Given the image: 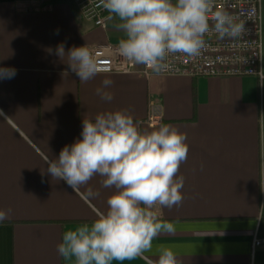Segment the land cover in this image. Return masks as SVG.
I'll list each match as a JSON object with an SVG mask.
<instances>
[{"label": "crops", "instance_id": "obj_1", "mask_svg": "<svg viewBox=\"0 0 264 264\" xmlns=\"http://www.w3.org/2000/svg\"><path fill=\"white\" fill-rule=\"evenodd\" d=\"M262 76L152 75L140 71L98 73L82 83L70 71L73 47L116 44L124 33L112 19L106 28L83 18L75 0H0V264H66L57 244L69 225L90 223L106 211L114 189L102 177L73 191L46 172L44 156H59L82 139V121L100 112L128 109L142 129L169 123L187 134L188 158L181 205L155 210L172 231H162L144 253L157 259L160 246L172 247L180 264H264V0ZM113 99L96 89L104 79ZM158 122L152 123L153 114ZM203 165V170L201 166ZM99 195L87 198V189ZM112 264H147L137 257Z\"/></svg>", "mask_w": 264, "mask_h": 264}, {"label": "clouds", "instance_id": "obj_2", "mask_svg": "<svg viewBox=\"0 0 264 264\" xmlns=\"http://www.w3.org/2000/svg\"><path fill=\"white\" fill-rule=\"evenodd\" d=\"M101 4L109 13L107 19H118L117 27L125 34L117 43L118 54L156 74L167 69L170 55L198 56L210 31L221 39L245 31L238 16L224 9L213 11L214 0H101ZM56 54L61 58L67 54L70 71L82 83L98 74L99 62L87 46L65 53L60 44ZM15 74L14 68H0V79ZM112 83L106 78L96 89L102 100L113 99L107 91ZM0 116L8 119L2 110ZM82 124V139L65 145L55 159L44 156L46 172L76 193L96 176L103 178L102 187L114 191L106 211L94 209L96 219L65 228L56 246L59 256L66 264H112L137 257L147 264H180L167 245L160 246L155 260L144 253L162 231H172V224L155 209H171L184 200L185 180L178 173L188 158L187 134L164 122L142 129L128 109L100 112L84 118ZM98 195L88 188L85 199ZM10 212L0 210V221Z\"/></svg>", "mask_w": 264, "mask_h": 264}, {"label": "built area", "instance_id": "obj_3", "mask_svg": "<svg viewBox=\"0 0 264 264\" xmlns=\"http://www.w3.org/2000/svg\"><path fill=\"white\" fill-rule=\"evenodd\" d=\"M83 18L97 27L106 28L111 20L109 13L103 8L101 0H75ZM214 9L238 16L244 22L245 31L236 38H219L210 31L205 35L206 47L196 57L182 54L170 55L166 61L168 67L160 74L143 66L140 71L146 77L152 75L186 76L191 78L212 76H262V24L260 0H214ZM209 25H212L210 14ZM116 44H98L88 47L98 60V73H133L138 65L122 58ZM152 123L158 122L154 111L150 118ZM264 248V239L255 237L252 242V253Z\"/></svg>", "mask_w": 264, "mask_h": 264}]
</instances>
